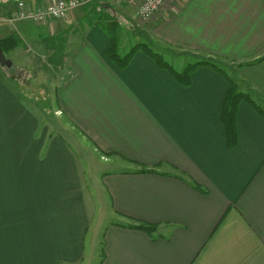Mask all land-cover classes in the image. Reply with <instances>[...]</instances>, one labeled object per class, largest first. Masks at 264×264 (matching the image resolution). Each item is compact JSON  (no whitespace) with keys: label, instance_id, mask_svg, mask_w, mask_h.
<instances>
[{"label":"crops","instance_id":"obj_1","mask_svg":"<svg viewBox=\"0 0 264 264\" xmlns=\"http://www.w3.org/2000/svg\"><path fill=\"white\" fill-rule=\"evenodd\" d=\"M89 5L34 24L53 44L45 50H62L49 73L61 77L53 136L41 140L35 116L10 111L16 98L0 66V264H264V122L252 107L254 87L264 92V0L163 5L144 36L168 57L202 62L187 81L172 75L186 66L165 62L171 73L148 51L122 68L106 59L98 21L75 37ZM1 23L0 38L15 34ZM227 76L252 96L238 99L231 134L221 119ZM68 138L88 141L101 165L88 176L89 199ZM101 209L100 233L88 231V211ZM130 220L155 224L154 234L126 227Z\"/></svg>","mask_w":264,"mask_h":264},{"label":"rangeland","instance_id":"obj_2","mask_svg":"<svg viewBox=\"0 0 264 264\" xmlns=\"http://www.w3.org/2000/svg\"><path fill=\"white\" fill-rule=\"evenodd\" d=\"M92 2H96L93 4L94 6L96 4L98 8L97 10H99L100 6V8L103 7V9H106L109 12H111L110 10H108L109 4L112 5V8L115 12L113 14V18H115L117 20V23L121 26L116 35L118 38L116 45L121 56L127 54L134 46L143 44L153 52H160L161 54H159L165 57V59L162 58V60L166 63L171 64L177 70L183 69L182 67H185L187 63H192L198 60L192 59L191 56L186 55L180 58H171L168 57V54L166 52L162 51L163 49L159 50L161 49L160 47H157L155 49V47H153V42L148 39L149 35L151 36L154 34V29H152V27H150L149 29V22L142 21L135 14L133 7L129 3H127L126 0H109V4L106 3L105 0H90L87 3ZM94 6L89 5L88 8H86L85 11L82 12L81 26L78 27V32L75 37L86 36V34L89 33V31L92 30V28L96 25V22L99 21V18L102 17V15H99L98 11H96ZM86 10H88L87 14ZM70 16H72V14ZM64 19L65 18L59 20L61 21ZM11 24H14L16 26L15 28L17 29H15V34L19 38L21 44L18 46V48L8 53V58L12 61V66L10 68L2 66V77L4 85L6 86L10 94H12L14 98H16L15 100L18 110H16L15 107L11 106H9V109L12 113H14V111L18 112L20 116L28 115L31 120L33 116H35L36 134H40L42 140L43 136H53L55 134L54 132L57 131L58 115L56 114L58 106L56 103L55 90L59 85V79L61 77H54L53 75H49V73L56 72L57 66H59L57 54L62 50L57 47L54 50V53L51 54L52 50L49 49V47L47 48L48 50L44 49L49 45L53 46V44H50L49 40H47L46 43L47 38L45 37L47 31L44 26H36L34 25L36 23L22 19L13 21ZM1 25L7 24L0 22V26ZM100 28L102 29L101 26ZM71 29L72 28H70L69 31ZM81 30H83V32H81ZM145 31L147 32L146 34L149 35L144 36ZM49 32H54V29H49ZM111 33L115 35L114 32ZM90 35H92V33H90ZM105 36L107 38L106 45L108 46L109 38L107 37L108 35ZM41 38H45V40L43 39L44 44L40 40ZM69 49V46H67L66 50L69 51ZM48 54H51L49 58ZM263 56L264 54L261 55V57ZM226 73H228L229 75L233 74L231 69L226 70ZM232 83L234 82L232 81ZM247 93L249 97H252L250 92ZM263 93L260 92V95H258L256 87H254V105H252V107L254 108V114L262 118V121L264 122ZM3 136L7 138L5 133L3 134ZM68 142L70 143L73 151L78 158V161L80 162L81 170L87 176V178L85 179V183L86 192L88 193L89 199L93 194L95 183L91 185L88 176L92 180H94V175H98L100 173L98 169L101 165L99 164L97 156L94 153H90L88 151V148H90L88 146V141L83 140L82 146L79 144L78 140L76 141L73 138H68ZM87 204L89 205L91 203L88 202ZM103 213L104 211L103 209H101L98 215H95L93 218H91L90 211H88V215L90 217L88 231L92 230L96 233H100V225L102 221L101 217ZM90 236L92 235L87 236V238Z\"/></svg>","mask_w":264,"mask_h":264},{"label":"trees","instance_id":"obj_3","mask_svg":"<svg viewBox=\"0 0 264 264\" xmlns=\"http://www.w3.org/2000/svg\"><path fill=\"white\" fill-rule=\"evenodd\" d=\"M7 1L8 0H0V7L2 4H5ZM49 1H51V0H46V1L44 0L43 2H40L38 5L31 4L32 6H30V4H28L24 1L18 0L16 2L15 7L12 10L7 11L6 12L7 14H5V15H3V14L0 15V22L6 21L8 23H12V22H9L8 20L12 19L13 16L16 14V12L21 7L24 9L35 10L39 6H42ZM93 3H96V2L86 3V4H91L92 6H94ZM84 5L85 4H83V6ZM94 8L96 9V11H98L99 15H102V17L99 18V21L97 23L101 24L103 32L106 35H108L107 37L109 38L108 46L105 49L106 59L112 61L115 65L122 68L128 63L132 54L135 51L140 49L141 51H144V52H146V51L150 52V54L157 59L159 65L161 67L166 68L167 70H169L171 72L169 66L160 58V56L156 53H153V51L151 49L147 48L143 44H138V45L134 46L127 54L121 56L119 53V50L117 49V45H116L117 40H118L116 35H117V32L121 26L117 23V20L115 18H113V14L111 12L107 11L106 9H103V7L100 8V6H99V10H97L98 8H97L96 4H95ZM51 20H53V19H49L48 21H51ZM111 32H114L115 35H113ZM20 44H21V42H20L19 38L14 33L0 38V47L2 48L4 54L7 57H8V53L15 50L16 48H18V46ZM257 61H260V59ZM201 65H202V62H195L194 64L186 65L185 70L182 73L178 74V73H175L174 71H173V73L172 72L171 73L175 77H178L183 81H187V80H189V76L192 75V72L195 69H197L198 67H200ZM223 75H225V74H223ZM227 78L230 80V78L228 76H227ZM243 96H244V99H246V100L248 99V96H246V94L243 95V94H240L238 92L236 93V91L233 87L232 81L229 82L228 92L226 93L224 103L222 104V107H221V119H222L224 125L226 126L227 132L230 134L232 133V127L234 125V123H232V120L234 117L235 107H236L237 101L239 98H241ZM230 134H228L229 137H230ZM229 140H230V142H233L234 137L229 138ZM141 171H147V170L141 169ZM125 226L130 227V228H136V229L143 230L148 235H153L155 232V229H156L155 224L146 223V222L139 221V220H130V222H128Z\"/></svg>","mask_w":264,"mask_h":264},{"label":"built area","instance_id":"obj_4","mask_svg":"<svg viewBox=\"0 0 264 264\" xmlns=\"http://www.w3.org/2000/svg\"><path fill=\"white\" fill-rule=\"evenodd\" d=\"M90 0H51L39 6L35 10L20 8L9 22L26 20L36 24H42L49 19H62L74 9L86 4ZM168 0H126L134 9L136 15L146 22L157 18L163 5Z\"/></svg>","mask_w":264,"mask_h":264},{"label":"water","instance_id":"obj_5","mask_svg":"<svg viewBox=\"0 0 264 264\" xmlns=\"http://www.w3.org/2000/svg\"><path fill=\"white\" fill-rule=\"evenodd\" d=\"M0 66H5L7 68H10L12 66V61L4 54L1 47H0Z\"/></svg>","mask_w":264,"mask_h":264}]
</instances>
